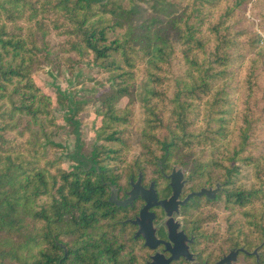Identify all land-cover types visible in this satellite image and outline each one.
<instances>
[{"label":"trees","instance_id":"trees-1","mask_svg":"<svg viewBox=\"0 0 264 264\" xmlns=\"http://www.w3.org/2000/svg\"><path fill=\"white\" fill-rule=\"evenodd\" d=\"M249 2L0 0V230L34 241L72 221L56 216L113 214L108 185L156 168L158 149L202 185L248 168L251 183L218 198L264 230V38ZM251 12L264 24V0ZM83 62L107 90L85 98L56 87L53 98L35 78ZM90 106L86 153L78 116ZM60 119L73 126L72 151L51 139ZM190 149L199 152L181 157Z\"/></svg>","mask_w":264,"mask_h":264},{"label":"flooded vegetation","instance_id":"flooded-vegetation-1","mask_svg":"<svg viewBox=\"0 0 264 264\" xmlns=\"http://www.w3.org/2000/svg\"><path fill=\"white\" fill-rule=\"evenodd\" d=\"M173 168L182 173L176 177L183 180L178 201L193 194L184 204L178 203L177 209L173 202L167 207L158 203L144 208L146 201L140 195L127 200L131 181L139 176L144 189L153 181L158 201L170 197ZM197 179L185 167L168 165L165 159L158 160L154 169H137L127 177L125 187L108 185L109 196L112 188L115 195L110 200L114 206L111 215L56 216L72 221L55 225L61 230L34 241L17 240L10 232L0 230V264H218L232 251L237 253L221 264H260L263 241L251 249L245 242L237 243L232 233L219 241L213 216L202 213L203 203L215 201L229 177L207 185ZM201 188L209 191L194 194ZM255 248L257 253H252Z\"/></svg>","mask_w":264,"mask_h":264},{"label":"rangeland","instance_id":"rangeland-1","mask_svg":"<svg viewBox=\"0 0 264 264\" xmlns=\"http://www.w3.org/2000/svg\"><path fill=\"white\" fill-rule=\"evenodd\" d=\"M252 1L248 3L247 10H246V16L249 18V20L252 22V28L262 37L264 38V24L261 23L260 18L253 15L251 12V5ZM37 82L42 85L43 89L49 93L53 98L55 95L56 87H59L62 91L69 94H74L77 97L84 96L85 98L88 97V94L90 92L92 93H101L104 90L108 89V86L110 82L106 79L105 74L99 73L98 68L89 64L83 62L82 64H76L72 71L69 69H62L59 71L52 70L49 71L48 67H44L42 71H40L35 76ZM129 101V98L127 96H123L120 99L117 100L116 104L119 107H124ZM95 105V104H94ZM91 109L92 106H90V109H85L83 112H81L78 116V120H81L80 129L82 132L81 135V150L83 152H88L93 146H94V136L92 135L93 132L90 131L88 120L92 117L91 115ZM62 112L57 113L56 116L61 117ZM60 122H62L63 127L54 129V133L51 136V139L54 140L56 143H60L64 146V152L72 151L75 146V135L73 132V126L66 122L65 120L60 119ZM263 139V138H261ZM136 149H138V143L133 142ZM159 150V149H158ZM156 151V155L154 156V164L157 166L158 160H166L168 165L176 164L181 165L188 169V166L182 164L180 162L181 159L173 158L171 160L167 161V155L161 153V151ZM132 152V151H131ZM199 151L196 149H190L188 152H182V155H189L188 157H193L196 154H198ZM60 153V152H59ZM165 155V158L163 157ZM70 165L68 161L66 162V165ZM154 165L152 167H155ZM248 168L243 167L240 168L239 172L234 175V177L229 176V181L224 182V191L220 193L219 196H221L224 192L228 190V188L233 186V183L240 184L241 186H246L251 183L249 172L247 171ZM226 179L225 176L223 178L219 176H215L212 179V183L215 181L223 182ZM195 181H201V178L198 177ZM227 206L229 204H224V202L217 198L215 201L208 202L205 201L203 203L202 213L213 216V223H214V229L218 232V238L219 241L222 238V236L227 237L230 233H232L234 240L242 244L245 242L246 244H249L251 248L261 243L264 240V230H255L254 227H251L252 229L246 227L248 224L244 225L241 224L240 221H236L239 219H247V217H242L240 214H234L233 208L229 209ZM252 218V217H248ZM255 218V217H254ZM245 226V228H243ZM264 246V245H263ZM248 248V247H247ZM250 248V249H251ZM262 249V248H261ZM260 249V254L262 253ZM261 260V258H260ZM246 263V262H245ZM252 264L254 262L252 261ZM261 264V262H260Z\"/></svg>","mask_w":264,"mask_h":264},{"label":"water","instance_id":"water-1","mask_svg":"<svg viewBox=\"0 0 264 264\" xmlns=\"http://www.w3.org/2000/svg\"><path fill=\"white\" fill-rule=\"evenodd\" d=\"M182 176V173L180 172V169L175 170V168H173V171L170 175L171 177V181H170V186L172 187V194L170 195V197L166 198V199H162V200H157V194L153 185V181L150 182V185L147 189L142 188V186L140 185V176L138 177L137 181L132 182L131 181V189L128 191V199L130 200L134 197H137L138 195H140L143 199H145L146 201V205H144V208H147L149 205L152 204H161L164 207H167V205L171 204V202H173L175 204V207L177 209L178 203L184 204L189 197H191L193 194L190 193L188 194L183 200L178 201V196L180 194V190H181V186L183 184V180H176L177 176ZM112 188V187H111ZM209 188H201L198 192H195L194 194L196 195H201L204 192H208ZM115 195H114V188H112L111 191V195L109 196V200H114ZM152 201V202H151ZM118 203H121L119 201H117ZM264 243V240H263ZM237 252L232 251L229 253V255H227L226 257L222 258L218 264H221L223 261L227 260L230 257H233V254H236ZM252 253H257V248H255ZM235 257V256H234Z\"/></svg>","mask_w":264,"mask_h":264}]
</instances>
